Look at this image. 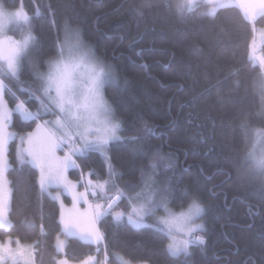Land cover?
Instances as JSON below:
<instances>
[{
    "label": "trees",
    "instance_id": "1",
    "mask_svg": "<svg viewBox=\"0 0 264 264\" xmlns=\"http://www.w3.org/2000/svg\"><path fill=\"white\" fill-rule=\"evenodd\" d=\"M21 2L33 15L32 30L38 41L34 62L43 64L54 55L57 40H64L65 22L70 20L73 28L80 29L82 40L117 71L119 83L107 86L106 96L118 119L124 122L125 135L140 125L139 117L161 128L170 126L163 141H148L149 148L162 145L163 153L173 152L179 159L176 179L181 191L170 206L175 211L182 205L186 208L182 192L188 190L198 194L207 209L203 219L206 250L193 249L190 264H221L229 252L233 260L250 259L260 264L264 259V224L260 216L264 213L255 198L241 195L257 186L260 178L237 165L242 145L234 131L240 112L252 117L254 127L262 124L257 115L259 67L254 68L248 59L257 32L253 34L251 26L242 22L239 9L220 10L215 18L203 16L204 8L185 18L164 10L145 9L143 17H138L136 9L145 0H7L9 5ZM37 10L39 15H34ZM256 27L257 31L264 28V22H258ZM30 69L26 64L23 79L29 78ZM233 71L236 75L226 79ZM237 81L239 88L228 95ZM221 97L224 103H220ZM200 124L211 137L208 144L197 142L196 125ZM34 127H22L14 116L15 132ZM15 152L13 142L9 152L12 168L8 172L13 227L0 229V237L10 235L21 243L35 244L36 264H56L62 256L55 247L60 234L59 204L47 196L39 198L38 189H31L34 177L30 172L22 176ZM109 156L121 177L114 178V182L121 187L136 184L141 168L148 163L119 143L110 146ZM83 169L85 173L95 170L98 175L93 179L108 178L104 158L98 153L89 154ZM71 175L80 179L78 170ZM120 209H127V203L122 202ZM99 227L106 237L99 252L93 245L71 238L63 256L82 262L88 256L102 259L107 251L110 264H120L118 256L130 264H182L183 257L178 261L166 254V240L154 229L115 225L110 218ZM237 250L239 257L235 255Z\"/></svg>",
    "mask_w": 264,
    "mask_h": 264
},
{
    "label": "snow or ice",
    "instance_id": "2",
    "mask_svg": "<svg viewBox=\"0 0 264 264\" xmlns=\"http://www.w3.org/2000/svg\"><path fill=\"white\" fill-rule=\"evenodd\" d=\"M200 8L206 9L203 16L211 18L220 10L237 8L242 22L251 26L253 34L257 32V23L264 22V0H145L136 9V15L143 17L145 9H158L185 18ZM48 9L51 10V5ZM34 15H39V11ZM32 19L33 15L22 2L9 5L7 0H0V229L13 227L10 219L12 190L7 173L12 168L10 144L16 142L15 161L22 176L25 172L33 175L31 189H38L39 198L47 196L59 204L60 234L55 245L58 253L64 252L66 247L60 235L95 244L99 252V244L106 239L99 225L110 218L115 225L126 222L134 229H154L164 236L169 257L178 261L183 257L182 264H190L193 249L206 250V228L201 221L207 209L199 195L188 190L182 192L186 208L182 205L181 210L174 211L170 207L181 191L176 179L179 159L173 152L163 153L162 145L149 148L148 144L153 138L163 141L170 126L161 128L150 119L139 117L140 125L125 135L124 122L117 118L116 109L104 97L107 85L119 83L116 69L83 42L80 29L73 28L70 20L65 22L64 40H57L54 55L43 64L30 61L38 44ZM12 26L21 31L19 38L9 34ZM260 35L264 37V29ZM251 49L248 59L254 68L256 62L259 63L256 88L260 112L257 115L262 118V124L254 127L252 117L240 112L234 131L242 145L237 165L260 178L257 186L241 195L255 198L260 212L264 213V55L254 54L255 40ZM26 64L31 66L27 80L23 79ZM44 65L47 71L42 72L39 68ZM235 75L233 71L225 78ZM238 88L237 81L228 95ZM224 102L221 97L220 103ZM14 116L19 118L22 127H35L22 133L12 131ZM196 128L197 142L208 144L211 137L205 134V126L200 124ZM212 128L214 134V123ZM113 143L126 145L134 156L148 160L136 184L121 187L114 182V178L121 177L108 155ZM146 148L149 151L146 152ZM211 151L213 149H209ZM91 153L104 158L107 179H93L98 175L93 169L84 172L83 161ZM70 169L80 170L79 180L69 178ZM209 191L214 192V189ZM65 196L70 197V206L65 204ZM122 202L127 203V209H120ZM260 220L264 224V215ZM232 255L229 252L221 264H253L250 259L233 260ZM235 255L239 257L238 250ZM118 259L120 264H128L123 257L118 256ZM0 264H34L32 251L19 239L13 242L9 235L0 241ZM56 264H69V261L60 259ZM82 264H110L109 254L105 251L103 260L88 256ZM260 264H264V259Z\"/></svg>",
    "mask_w": 264,
    "mask_h": 264
},
{
    "label": "rangeland",
    "instance_id": "3",
    "mask_svg": "<svg viewBox=\"0 0 264 264\" xmlns=\"http://www.w3.org/2000/svg\"><path fill=\"white\" fill-rule=\"evenodd\" d=\"M262 29H264V28H259L258 29V31H257V34H256V40H255V55L256 56H262V55H264V53H262V49L264 48V37H261V35H260V31L262 30ZM9 34H11V35H15L17 38H19L21 35H22V33H21V31H19V30H17L16 29V27L15 26H12V29H11V31L9 32ZM84 42V41H83ZM85 43V42H84ZM86 44V43H85ZM89 46V45H88ZM90 47V46H89ZM90 48H92V47H90ZM36 49V48H35ZM35 49L33 50V52H32V54H31V56L29 57V60L30 61H33L34 62V54H35ZM93 49V48H92ZM94 50V49H93ZM256 65L259 67V63H258V61L256 62ZM31 70V69H30ZM39 70L40 71H42V72H45V71H47V67L45 66V68H44V70H41V68H39ZM29 79V78H28ZM27 80V79H26ZM107 86H109V85H107ZM107 86L105 87V89H104V97H105V99L108 101V103L109 104H111V102L108 100V98H107V96H106V88H107ZM112 105V104H111ZM112 107L114 108V106L112 105ZM33 111H35V108H33ZM118 118V117H117ZM13 120H14V118H13ZM12 131H14L13 129H12ZM10 146H11V144H10ZM9 152H10V149H9ZM108 155H109V153H108ZM9 160H10V158H9ZM7 179H8V173H7ZM8 181H9V179H8ZM10 182V181H9ZM9 187L11 188V184H9ZM11 190H12V188H11ZM65 202H67V198H65ZM69 204V203H68ZM11 207H12V198H11V205H10V211H11ZM171 207V206H170ZM171 209H172V207H171ZM173 210V209H172ZM175 211V210H174ZM126 223V222H125ZM201 223H203L204 224V222H203V220L201 221ZM127 224V223H126ZM204 226H205V224H204ZM9 230V229H8ZM22 245H25V246H27V247H29L30 249H31V251H32V255H33V261H34V264H36V262H35V244H30V243H27V244H24V243H21ZM101 246V245H100ZM104 246H105V244H104ZM105 248V247H104ZM59 254H62V256H60L59 258H58V260H60V259H65L66 257L65 256H63L65 253L64 252H62V253H59ZM67 259V258H66ZM99 260H103V258L102 259H100L99 258ZM69 261V264H82L81 262H72V261H70V260H68ZM128 264H130V263H128Z\"/></svg>",
    "mask_w": 264,
    "mask_h": 264
},
{
    "label": "crops",
    "instance_id": "4",
    "mask_svg": "<svg viewBox=\"0 0 264 264\" xmlns=\"http://www.w3.org/2000/svg\"><path fill=\"white\" fill-rule=\"evenodd\" d=\"M72 171H75V169H70L69 170V178L71 179V180H73V181H77L78 179L75 177V175H71V172ZM82 190V189H81ZM65 198H67V199H69V202H65ZM63 199H64V202H65V204L66 205H68V206H70L71 205V199H70V197H67V196H65V197H63ZM69 203V204H68ZM60 239L61 240H64L65 241V244H66V247H67V245H68V242H69V239H71V238H68V239H66L63 235H60ZM103 243V241H101V243L99 244V248H100V245ZM94 247H96L97 248V245H95V244H92ZM66 247H65V250H66ZM65 250H64V252H65ZM82 263V262H81Z\"/></svg>",
    "mask_w": 264,
    "mask_h": 264
},
{
    "label": "flooded vegetation",
    "instance_id": "5",
    "mask_svg": "<svg viewBox=\"0 0 264 264\" xmlns=\"http://www.w3.org/2000/svg\"><path fill=\"white\" fill-rule=\"evenodd\" d=\"M3 240H5V239L0 237V241H3ZM14 241H15V240L13 239V242H14ZM12 246L15 247V243H13Z\"/></svg>",
    "mask_w": 264,
    "mask_h": 264
}]
</instances>
